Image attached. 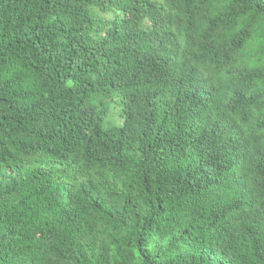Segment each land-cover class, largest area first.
I'll return each mask as SVG.
<instances>
[{
	"label": "trees",
	"instance_id": "1",
	"mask_svg": "<svg viewBox=\"0 0 264 264\" xmlns=\"http://www.w3.org/2000/svg\"><path fill=\"white\" fill-rule=\"evenodd\" d=\"M0 264H264V0H0Z\"/></svg>",
	"mask_w": 264,
	"mask_h": 264
},
{
	"label": "rangeland",
	"instance_id": "2",
	"mask_svg": "<svg viewBox=\"0 0 264 264\" xmlns=\"http://www.w3.org/2000/svg\"><path fill=\"white\" fill-rule=\"evenodd\" d=\"M112 118H113L114 120L117 119L116 110H114V113H113V115H112Z\"/></svg>",
	"mask_w": 264,
	"mask_h": 264
}]
</instances>
